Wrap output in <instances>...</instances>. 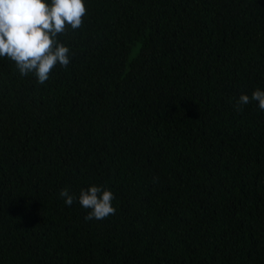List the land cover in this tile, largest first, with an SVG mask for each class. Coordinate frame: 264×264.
<instances>
[{
    "label": "trees",
    "instance_id": "16d2710c",
    "mask_svg": "<svg viewBox=\"0 0 264 264\" xmlns=\"http://www.w3.org/2000/svg\"><path fill=\"white\" fill-rule=\"evenodd\" d=\"M83 3L45 83L0 57V264H264V0Z\"/></svg>",
    "mask_w": 264,
    "mask_h": 264
},
{
    "label": "clouds",
    "instance_id": "9594fccd",
    "mask_svg": "<svg viewBox=\"0 0 264 264\" xmlns=\"http://www.w3.org/2000/svg\"><path fill=\"white\" fill-rule=\"evenodd\" d=\"M86 15L83 0H0V57L15 63L19 73L34 74L38 83H45L52 69L59 64L67 67L70 63L69 48L58 40L70 27L73 30L83 25ZM252 101L264 110V90L259 88L251 97L241 94L235 103L237 111ZM59 196L71 206L77 199L87 209L85 220H101L114 215L113 193L101 186L81 189L78 197L67 188Z\"/></svg>",
    "mask_w": 264,
    "mask_h": 264
}]
</instances>
